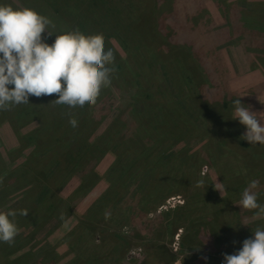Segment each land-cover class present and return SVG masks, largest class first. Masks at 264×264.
<instances>
[{
    "label": "rangeland",
    "instance_id": "374dc122",
    "mask_svg": "<svg viewBox=\"0 0 264 264\" xmlns=\"http://www.w3.org/2000/svg\"><path fill=\"white\" fill-rule=\"evenodd\" d=\"M170 1L159 3L161 13H170ZM0 4L30 8L46 16L55 25L48 30L56 35L73 30L85 35L103 34L105 49L113 51L115 71L111 85L103 88L95 105H87L82 114L71 112L68 118L62 115L74 137L70 142L77 137V141H90L102 135L113 119L124 116L137 85L139 92L147 86L153 88L152 98L177 102L179 112L176 121L169 123L173 133L170 137L167 125L159 136L154 123L141 128L140 113L131 114L129 131L133 135L128 141L135 147L138 143V149L144 148L136 157L141 166L135 169V179L128 178L131 172L118 179L115 195L119 198L114 200L104 180L76 193L77 178L70 174L56 179L53 168H47L51 158L46 159L41 171L43 159L31 162L30 150L19 148L20 138L8 121L12 112L0 111V212L15 211L17 215L10 219L18 228L12 242H0V264H14L20 257L22 264H112L115 259L117 264H223V254H232L242 246L240 236L251 238L257 227H264V217L254 218L255 210L240 209L238 204L249 182L257 180L258 202L264 205V167L251 171L260 165V160L264 164V153L253 148L259 157H247L246 162L241 148L229 140L222 149L213 123L217 115L213 109L205 115L203 107L194 105L190 98L193 83L190 88L179 73L183 68L189 74L195 62L180 53L177 62L173 61L172 55L166 53L169 38L161 31L145 35L144 40L131 31V24L149 9L150 0H0ZM188 9L194 12L200 35L206 33L205 19L210 27L214 25L212 30L226 29L227 33L232 28L247 34L250 28L257 27L253 39L245 38L250 32L241 37H227L226 33L224 39L217 37L204 44L219 69L223 94L226 83L229 92L254 103L251 110L264 120V89L255 92V87L264 82V34L260 31H264V0H179L178 7L172 8L178 17L180 11L183 15L189 13ZM169 23L173 25L175 19ZM54 40L55 35L44 36L49 45ZM146 43H151L153 50L149 51ZM231 64L240 69L242 65L241 75ZM248 70L255 73H244ZM108 96L114 101V111L100 123L95 119L98 103L105 105ZM141 108L137 105L135 111ZM44 109L48 116L53 114V108L42 105L43 115ZM71 118L78 121L77 127L70 125ZM16 125L19 133L26 136L40 123L21 119ZM226 129L234 135L246 131L239 122ZM118 139L124 140L120 130ZM136 152L133 149L127 159ZM146 156L153 163L149 164L152 171L147 168L148 160L144 161ZM113 159L111 154L93 151L76 170L93 165L96 173L104 175ZM200 179L204 187H197ZM148 190H152L153 197L145 195ZM223 200L229 210H224L214 225L210 218L224 205ZM23 209L28 210L26 217L19 214Z\"/></svg>",
    "mask_w": 264,
    "mask_h": 264
},
{
    "label": "trees",
    "instance_id": "16d2710c",
    "mask_svg": "<svg viewBox=\"0 0 264 264\" xmlns=\"http://www.w3.org/2000/svg\"><path fill=\"white\" fill-rule=\"evenodd\" d=\"M152 4H150L149 9L143 15L139 17L138 22H134L131 24V31L136 33L143 40L146 39L145 35H152L155 33L153 31H161L164 34H167V40L169 42L170 47L169 51L166 53H170L172 56V60L177 62V56L180 53L184 57H188L191 61H194L195 64L193 67L188 69V73L186 74L184 69L181 68L179 73L183 76L185 82L190 86L193 83V90L191 95V101L194 103L196 107L199 108L201 106L202 111L206 114H209L212 111L217 115L213 118L214 125L216 124V132L219 137L218 143L220 144L222 149H226L225 144L226 141L229 140L228 143L231 145H238L240 150H242V158H246V162H248V158L256 159L258 158L256 155H259L257 151L253 148H256L261 153H264V145H251L247 141L241 139L243 133L238 131L235 135L230 131H227L228 125H232L233 123H238V120L233 118L234 105L233 101L238 99L239 97L229 92L227 89L226 83L224 87L226 89V94H223L221 89V82L219 80V69L217 68L215 59L211 54L207 55V51L205 49V44L211 41V39H216L220 37L222 39L223 36L226 35V29H216L214 25L210 27L209 23H206V19L204 20L206 26L205 35H200L198 30H196V23H194L193 15L194 12L189 11L183 15L180 11V16L178 17V13L173 12L172 8L178 7L179 0H171V7L168 14L161 13L163 10L159 3L165 5L164 0H150ZM195 1V0H193ZM86 13V12H85ZM163 14V15H162ZM85 15V14H84ZM162 15V17H161ZM175 19V23L171 25L169 23L170 19ZM147 21V25H145ZM144 25V28H142ZM218 27L217 25H215ZM259 29H260V25ZM80 30H84L81 26ZM212 30V31H211ZM257 30V27H252L249 29L250 35L241 33V29L237 30H229L227 33V37L232 36H245L246 39L256 38L253 36ZM226 31V32H222ZM238 31V32H237ZM261 34H264V31L260 30ZM233 32V33H232ZM235 32V33H234ZM235 34V35H234ZM149 47V51L152 49L151 43H146ZM147 47V48H148ZM160 48V46H158ZM162 50H165V47H161ZM153 50V49H152ZM179 54V55H180ZM218 79V80H217ZM138 85L136 86V91H133L132 100L128 106H126V112L124 116H122L118 120H114L111 122L110 127L102 133V135L97 136L96 138L77 141L79 137L70 142L74 137L70 135L69 126L66 127L65 123H68V115L71 112L77 113L78 111L82 114V111L86 110V106L76 108H65V105H57L52 103L58 96H43L41 98L29 97V104H22L12 108L10 111L12 112V118L8 121L12 128V131L16 134L18 138H20L19 148L30 150L29 154H31L30 161H37L43 159V163L40 166V170L44 171L43 165L46 162V159L51 158V163L47 167L49 169L53 168V171L56 173V179L59 176H70L72 174L77 178L79 184L76 189V193L85 191L90 187H93L96 183L101 180H104L109 185V190L112 192L114 200H117L119 196L115 195V189L118 188L117 181L119 178L128 175V178H136V167L141 166L138 165L136 160L137 155L139 154V150L141 152L144 150L138 149L134 146V143H130L128 141L133 135L132 131H129V128L132 124V113H140L141 122L139 123V127H144L148 124L154 123V129H159V136L164 132L165 125L169 126V123H173L176 121L179 112H177V102L168 101L165 103L164 98H152L153 88L147 86L143 92H139L137 90ZM256 91L259 92V89H264V82L258 84L255 87ZM109 97V96H108ZM106 104L103 105L98 103V111L95 115V119L101 123V120L109 115V113L114 111L111 108L114 106V101L110 97L106 99ZM240 102L245 106H250V108H254V103L251 104L249 101H244L240 98ZM165 104V105H164ZM204 104V105H202ZM46 107L47 109L53 108V114L51 116L47 115V112L44 109V115L40 113L41 106ZM137 105H141V110L139 109L135 111V107ZM89 106V105H88ZM131 106V107H129ZM131 108V109H130ZM76 111H74V110ZM118 110V107L116 106ZM13 110V111H12ZM111 110V111H110ZM58 111V113H57ZM116 112V111H115ZM57 113V114H56ZM67 115V118L63 119V114ZM77 114L75 115L76 118ZM212 115V114H211ZM38 120L40 125L34 129V131L26 136H22L19 131V127L16 125V122L19 120ZM165 124V125H164ZM21 127L24 125H20ZM161 128V129H160ZM118 130L122 131V135L124 140L118 139ZM161 130V132H160ZM168 137L172 136V129L170 127L167 132ZM22 136V137H20ZM126 138V139H125ZM65 141V142H63ZM153 140H150V142ZM62 143V144H61ZM150 145V144H149ZM251 145V146H250ZM31 148V149H30ZM133 149H137V152L131 157V159H127L128 155L132 152ZM254 150L256 153H254ZM32 151H36L35 154ZM93 151H98L99 154H111L114 156L113 162L111 166L106 170L107 172L104 175H99L95 172L94 166H89L84 168L83 170H76V167L79 163L85 159V157ZM28 154V155H29ZM27 155V156H28ZM26 156V157H27ZM248 157V158H247ZM39 158V159H38ZM149 159L146 156L144 161ZM263 161H259L260 165H256L255 168L251 171L259 170L260 166L264 167L262 164ZM148 170L152 171L149 167V164H153L148 160ZM49 164V163H48ZM154 169L153 166H151ZM264 169V168H262ZM78 171V172H74ZM91 171V172H90ZM115 174L117 176H115ZM71 175V176H72ZM115 176V177H114ZM229 190V193H232V188ZM148 197H153L152 190H148L145 194ZM224 205L221 209H216L211 216V222L216 225L219 221L221 213L225 210H229V207L225 200ZM191 229H193V223L190 224ZM199 232V227H198ZM235 236H237L238 232H235ZM233 237V236H232ZM235 238V237H234ZM241 242L245 240L243 235L240 236ZM22 260L18 258L14 261V264H22ZM118 260L112 264H117ZM72 264V263H70Z\"/></svg>",
    "mask_w": 264,
    "mask_h": 264
},
{
    "label": "clouds",
    "instance_id": "9594fccd",
    "mask_svg": "<svg viewBox=\"0 0 264 264\" xmlns=\"http://www.w3.org/2000/svg\"><path fill=\"white\" fill-rule=\"evenodd\" d=\"M50 27L55 25L49 18L30 8L0 4V111L29 104L30 96L56 95L58 99L52 103L69 108L95 105L102 89L111 85L115 56L111 49H105L103 34L85 35L73 30L56 35L48 30ZM45 35H55L51 45L44 41ZM233 105L232 119L246 129L241 139L264 145L260 113L243 105L240 98ZM69 123L74 128L78 125L75 118ZM204 183L200 179L197 187H204ZM258 187L259 181H250L238 201L240 209L255 210L254 218L264 217ZM19 214L26 217L28 210ZM16 215L15 211L0 212V242L10 243L18 234L17 225L10 219ZM223 264H264V227H257L238 251L223 254Z\"/></svg>",
    "mask_w": 264,
    "mask_h": 264
},
{
    "label": "crops",
    "instance_id": "0c3cea01",
    "mask_svg": "<svg viewBox=\"0 0 264 264\" xmlns=\"http://www.w3.org/2000/svg\"><path fill=\"white\" fill-rule=\"evenodd\" d=\"M231 65H232V64H231ZM232 67H233V70H235V71H237L238 73H240V75H241V71L244 70V68L242 67V65H241V69H240L239 65H238V68H235L233 65H232ZM249 72H251V73H255L254 71L252 72L251 70L245 71L244 73H249ZM248 75H250V74H248ZM261 98H262V97H261ZM262 101H264V100L262 99ZM261 112H263V111H261ZM259 120H260L261 122H264L263 119H260V118H259Z\"/></svg>",
    "mask_w": 264,
    "mask_h": 264
}]
</instances>
